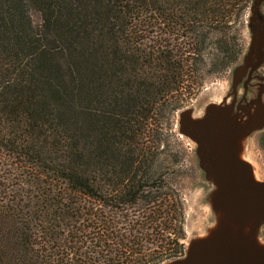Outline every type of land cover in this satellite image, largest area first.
<instances>
[{
    "label": "trees",
    "instance_id": "1",
    "mask_svg": "<svg viewBox=\"0 0 264 264\" xmlns=\"http://www.w3.org/2000/svg\"><path fill=\"white\" fill-rule=\"evenodd\" d=\"M251 3L0 0V264L183 255L189 169L162 130L238 61Z\"/></svg>",
    "mask_w": 264,
    "mask_h": 264
},
{
    "label": "water",
    "instance_id": "2",
    "mask_svg": "<svg viewBox=\"0 0 264 264\" xmlns=\"http://www.w3.org/2000/svg\"><path fill=\"white\" fill-rule=\"evenodd\" d=\"M262 1L252 0L249 7L255 58L243 87L264 59ZM243 73V66L233 69L234 85ZM234 99L208 104L202 117L188 113L180 117V132L195 142L197 165L215 186L210 202L217 217L206 233L187 243L183 255L164 264H264V180L257 179L253 166L242 156L244 138L264 129V105L241 116L234 112Z\"/></svg>",
    "mask_w": 264,
    "mask_h": 264
},
{
    "label": "rangeland",
    "instance_id": "3",
    "mask_svg": "<svg viewBox=\"0 0 264 264\" xmlns=\"http://www.w3.org/2000/svg\"><path fill=\"white\" fill-rule=\"evenodd\" d=\"M26 13L33 27L41 23V16L37 10L27 7ZM260 13L264 16V1L260 5ZM249 14L250 11L247 16ZM253 35V30L248 25L247 19L242 30L244 50L238 61L224 72L207 76L204 79L203 85L195 90L193 95L188 96L181 107L175 112L171 131L167 129V126L165 130H162L164 137L167 138L166 142L170 144L173 151H180L177 148L178 146L174 144V138H177L182 143L184 163L188 165L187 169H189L186 176L184 175L181 180L185 215V238L182 239L184 251L191 239L206 233L209 227L213 225L217 214L212 209L210 202L215 191V186L206 181L204 173L197 165L195 142L180 132V117L183 113H188L192 118L202 117L208 104L231 103L234 99L233 94L240 96V99L238 98L236 101L238 105H236V108H238L237 112L241 116H246L248 111L264 105V59L262 65L257 69L256 80L246 89L247 92L243 89L248 70L255 58ZM239 66L244 67V73L240 77L239 83L234 85L232 82L233 69ZM163 123L164 121H161L162 125ZM161 124L160 126H162ZM262 130L250 133L242 142V156L251 163L255 176L259 180H264V142L262 140ZM160 148H165V143H161ZM261 236L264 240V226ZM168 260L159 264H164Z\"/></svg>",
    "mask_w": 264,
    "mask_h": 264
},
{
    "label": "flooded vegetation",
    "instance_id": "4",
    "mask_svg": "<svg viewBox=\"0 0 264 264\" xmlns=\"http://www.w3.org/2000/svg\"><path fill=\"white\" fill-rule=\"evenodd\" d=\"M256 72H257V70L255 71V72H253L252 73V75H251V79L249 80V82L246 84V86L245 87H243V89L244 90H246L247 88H249V86L250 85H252V82L253 81H255L256 80ZM246 92H247V90H246ZM240 96H237L236 95V98L234 99V101H233V108H234V112H237V110H238V108H236V105H237V103H236V101H237V99L239 98ZM240 99V98H239ZM240 101V100H239ZM240 105V104H239ZM238 106V105H237ZM240 109H241V107H240ZM233 114H235V113H233ZM235 115H237V114H235ZM263 132H264V129L262 130ZM257 132V131H256Z\"/></svg>",
    "mask_w": 264,
    "mask_h": 264
}]
</instances>
